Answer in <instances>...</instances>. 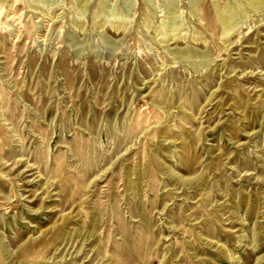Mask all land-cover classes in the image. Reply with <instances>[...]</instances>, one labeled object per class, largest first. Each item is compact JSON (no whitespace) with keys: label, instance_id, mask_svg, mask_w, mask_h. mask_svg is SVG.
Listing matches in <instances>:
<instances>
[{"label":"rangeland","instance_id":"rangeland-1","mask_svg":"<svg viewBox=\"0 0 264 264\" xmlns=\"http://www.w3.org/2000/svg\"><path fill=\"white\" fill-rule=\"evenodd\" d=\"M0 264H264V0H0Z\"/></svg>","mask_w":264,"mask_h":264}]
</instances>
